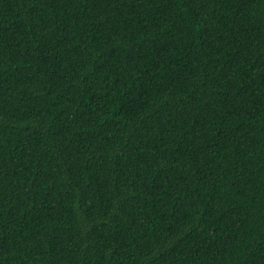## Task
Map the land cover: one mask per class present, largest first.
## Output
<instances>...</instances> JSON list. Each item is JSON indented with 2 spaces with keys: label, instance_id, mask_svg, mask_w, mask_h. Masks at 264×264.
<instances>
[{
  "label": "trees",
  "instance_id": "16d2710c",
  "mask_svg": "<svg viewBox=\"0 0 264 264\" xmlns=\"http://www.w3.org/2000/svg\"><path fill=\"white\" fill-rule=\"evenodd\" d=\"M0 264H264V0H0Z\"/></svg>",
  "mask_w": 264,
  "mask_h": 264
}]
</instances>
